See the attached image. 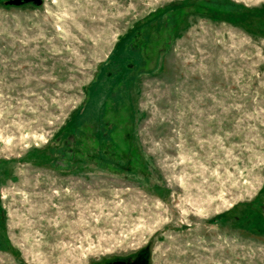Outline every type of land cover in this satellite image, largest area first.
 I'll list each match as a JSON object with an SVG mask.
<instances>
[{
    "label": "rangeland",
    "instance_id": "rangeland-1",
    "mask_svg": "<svg viewBox=\"0 0 264 264\" xmlns=\"http://www.w3.org/2000/svg\"><path fill=\"white\" fill-rule=\"evenodd\" d=\"M8 1L0 264H264V0Z\"/></svg>",
    "mask_w": 264,
    "mask_h": 264
},
{
    "label": "water",
    "instance_id": "water-1",
    "mask_svg": "<svg viewBox=\"0 0 264 264\" xmlns=\"http://www.w3.org/2000/svg\"><path fill=\"white\" fill-rule=\"evenodd\" d=\"M23 1H30V0H9L8 3L9 4H16V3H20V2H23ZM34 2L36 4H39L40 3V0H34ZM110 264H131L128 260H118V259H115V260H112V262ZM146 264V263H144Z\"/></svg>",
    "mask_w": 264,
    "mask_h": 264
},
{
    "label": "trees",
    "instance_id": "trees-1",
    "mask_svg": "<svg viewBox=\"0 0 264 264\" xmlns=\"http://www.w3.org/2000/svg\"><path fill=\"white\" fill-rule=\"evenodd\" d=\"M223 3H225L227 6H229V4L232 5V3L230 1H225Z\"/></svg>",
    "mask_w": 264,
    "mask_h": 264
},
{
    "label": "flooded vegetation",
    "instance_id": "flooded-vegetation-1",
    "mask_svg": "<svg viewBox=\"0 0 264 264\" xmlns=\"http://www.w3.org/2000/svg\"><path fill=\"white\" fill-rule=\"evenodd\" d=\"M131 264H135V262H132Z\"/></svg>",
    "mask_w": 264,
    "mask_h": 264
}]
</instances>
